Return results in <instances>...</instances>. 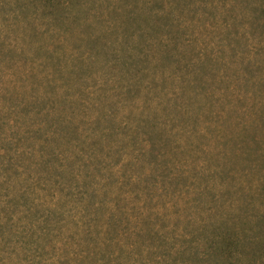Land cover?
Returning a JSON list of instances; mask_svg holds the SVG:
<instances>
[{"label": "trees", "instance_id": "1", "mask_svg": "<svg viewBox=\"0 0 264 264\" xmlns=\"http://www.w3.org/2000/svg\"><path fill=\"white\" fill-rule=\"evenodd\" d=\"M241 11L264 27V0H0V264H264V184L230 201L211 146Z\"/></svg>", "mask_w": 264, "mask_h": 264}, {"label": "rangeland", "instance_id": "2", "mask_svg": "<svg viewBox=\"0 0 264 264\" xmlns=\"http://www.w3.org/2000/svg\"><path fill=\"white\" fill-rule=\"evenodd\" d=\"M240 14L244 16L243 26L237 30L238 35L233 33L232 42L237 45L229 44L216 50V42L224 35H212L209 38V42L215 44V51L219 52L216 58L221 62L223 56L224 60V65H217L212 74L214 77L210 76L209 82L219 93H226L234 102L231 105L226 102L224 135L236 136L238 125L242 123L240 138L231 142L221 138L211 146L225 144L229 149H226L228 158L222 162L232 173L225 180L216 179L217 187L226 188L230 201L242 196L245 202L243 206L252 203L258 209L263 205L260 190L264 184V27L254 34L249 24L251 16L247 12ZM261 17L264 19V14ZM262 23L264 26V20ZM206 25L210 28V24ZM199 31L203 33L205 29ZM208 137H211L210 134ZM207 142L205 140L202 145ZM236 144L240 145V151H232Z\"/></svg>", "mask_w": 264, "mask_h": 264}]
</instances>
